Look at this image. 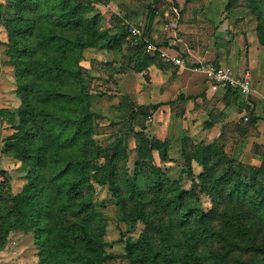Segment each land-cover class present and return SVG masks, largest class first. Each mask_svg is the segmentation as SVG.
<instances>
[{"label": "rangeland", "instance_id": "374dc122", "mask_svg": "<svg viewBox=\"0 0 264 264\" xmlns=\"http://www.w3.org/2000/svg\"><path fill=\"white\" fill-rule=\"evenodd\" d=\"M17 1L0 0V4L14 6L15 13ZM175 2L180 23L188 24V30L195 28L197 37L179 39L183 35L173 26L163 31L159 11L174 7L177 14ZM70 4L75 3L70 0ZM82 4L89 8L81 17L90 24L72 27L56 18L55 0L34 4L23 0L21 12L31 22L29 35L14 38L27 50L19 73L10 63V35L4 20L0 23V111H10L14 125L20 122L17 76L26 80L32 87L29 110L35 120L26 128L43 134L58 157L68 161L72 156L82 162L83 177L88 176L91 185L81 190L80 203H86L85 207L66 209L55 204L58 227L68 232L78 220L85 222L92 244H103L108 254L118 256L104 264H130L126 258L129 247L132 264H198L197 259L205 255L219 258L215 262L212 257L205 264H264V203L258 208L250 205L251 198L259 203L264 195L262 145L251 143L248 137L252 134L245 126L228 134H219L218 128L211 133L208 130L215 126L203 112L197 118L185 115L186 109L172 96L159 103L161 62L156 55L144 53L143 46L127 33L129 25L135 26L153 46L171 44L169 48L179 52L180 43L167 41L176 32L177 40L200 53L211 48L217 26L224 20L230 30L227 37L240 31L264 49V0H92ZM91 29L103 34V42L111 43L109 49L91 46ZM159 31L163 34L160 40ZM145 55H149L147 61ZM179 55L188 57L187 52ZM79 96L89 98L90 121L81 125L75 146L70 141L77 128ZM124 96L143 109V115L126 124L118 120V105ZM15 132L0 114V264H44L35 234L17 228L12 198L26 183L24 160L17 150L3 154ZM123 133L127 146L115 154L113 185L101 187L90 178L91 166L102 162L92 159L93 150L123 138ZM153 140L158 141L155 148ZM47 174L48 183L55 184L49 170ZM183 190L187 192L184 205L195 203L206 214L207 222L198 225L209 233L199 231L193 219L172 228L177 223L175 209L164 203ZM119 199L123 207L117 205ZM192 228L198 233L187 245ZM41 236L45 250L48 243L45 234ZM77 262L59 252L53 264Z\"/></svg>", "mask_w": 264, "mask_h": 264}, {"label": "trees", "instance_id": "16d2710c", "mask_svg": "<svg viewBox=\"0 0 264 264\" xmlns=\"http://www.w3.org/2000/svg\"><path fill=\"white\" fill-rule=\"evenodd\" d=\"M37 1L38 0H31V4L37 3ZM55 1L56 18L64 26L79 27L83 24H85V26L90 24V22H83L81 15L89 8L87 5H83L82 3L89 4L92 0H88L89 2L84 0H73L75 4H70V0ZM22 2L23 0H19L16 4H14L15 7H17V12L15 13L14 6L4 7L0 4V23L4 20V28L10 35V42L8 43L9 54L11 57L10 63L11 65H16L18 73V65L20 62L23 63V59L26 58L27 50L23 45L15 41L14 38L29 35L31 22L28 14L21 12L20 7L22 6ZM2 17H4V19ZM91 34L93 36V40L91 42L92 47L101 45V49H109L111 43L103 42V34H100L93 29H91ZM140 44L144 48V43L140 42ZM148 56L145 55L144 59L146 61L149 59ZM17 82L19 87L16 91V95L21 101V104L18 106L20 122L17 125H14L16 122L13 119L12 113L8 110L0 111V114L6 118L7 124L11 125V127L16 131L11 136V139L14 140L7 142V149L3 150V154L8 155L9 153H14L17 150L24 160L23 177L26 183L12 198L14 211L17 215V228L24 233L35 234L37 245L41 249V259L44 261V264H53L55 259L59 257V252H63L67 257L78 259L76 264H104L112 261L118 256L116 254H108L104 249H102L103 244L98 247L92 244L85 222L78 220L75 224L76 227L68 232H64L62 228L60 229L58 227L60 217L56 212L55 204L60 203L62 208L66 207V209H77V207L81 209L80 207H85L86 203L83 205L80 203L81 190L84 185L88 187H91V185L89 184L88 176L85 178L83 177V169L85 166L82 162L76 158L73 159L74 157L72 156L69 157L68 161H65L64 158L58 157L53 153V148L49 146L47 141H45V136L43 134H40L37 130H32L33 128H30V130L26 128L29 121L35 122L29 110V93L31 92L32 87L26 80L22 82L18 76ZM78 103V106L75 108L77 128L72 140L70 141L71 145L75 146L77 145L75 137L76 135H79L81 125L88 122V120L90 121L88 117L90 105L89 98L87 96H79ZM118 112V120L123 124L134 120L138 115H143V109L139 106H135L126 96L120 99ZM123 129L124 126L120 132H123ZM123 134V138H119L118 140L104 146H96L93 150L92 159L95 161L101 160L102 162L91 166L90 169L93 171V174L90 178L101 187H110L113 185L115 154L123 152L127 146V137L125 133ZM152 143L155 148L158 141L153 140ZM198 156H202L200 151L198 152ZM62 166L63 168L61 169L60 167ZM48 170L52 174V176H50V180L55 182L53 185L48 183ZM256 173L257 170H255L249 177L254 179L253 177ZM204 185L206 186L208 184ZM236 189L237 188L232 189L230 194L234 193ZM113 192L116 193L114 188ZM44 193L47 195V198H44ZM256 193L259 194L257 191ZM184 194H187V192L183 190L172 196V198L164 203L166 208L173 206V209H175L174 216L176 217L175 222L177 223L173 224L172 228L176 229V226H185L188 221L193 219L198 226L199 231L205 230V233H209L205 227H200L198 225L199 223L201 224L207 222L208 219L206 214L197 210L195 208V203L185 206L183 201ZM191 197L194 199L195 195H191ZM250 202L253 203L250 205H254L255 208H258L261 206V203H264V195L259 203H254V199L252 198ZM117 205L123 207V200H117ZM191 231L193 233H191L188 237L186 242L187 245L191 240H194V237L197 235L196 233H198L193 228ZM43 233L45 234V239L48 243L45 250L42 248L43 244L39 241H42L43 238L41 235ZM58 234L59 240L57 239ZM68 236L71 238L69 239ZM214 236L215 234H209L207 237ZM177 247L180 248V245ZM130 250L131 247L127 249L126 258L129 260L130 264H132L134 260L131 257ZM183 256H186V252L184 255L179 257L180 261L183 260ZM212 257L216 258L215 262L219 261V258L217 259L215 255H205L198 258L197 263H208L213 259Z\"/></svg>", "mask_w": 264, "mask_h": 264}, {"label": "crops", "instance_id": "0c3cea01", "mask_svg": "<svg viewBox=\"0 0 264 264\" xmlns=\"http://www.w3.org/2000/svg\"><path fill=\"white\" fill-rule=\"evenodd\" d=\"M186 2L188 3L189 0ZM174 4L177 14L174 7H170L162 12L159 11L161 13L159 17L163 18L164 22L168 19L176 31L181 32L183 36L179 39L197 37L195 28L190 27L189 30L193 29V31L189 32L188 24L180 23V9L178 10L176 2ZM217 28L218 33L214 34L211 48L205 50L203 48L200 53H198L200 50L197 51L193 46H188L190 44L177 40L176 32L173 38H168L167 41L180 43L178 44L180 51H178L187 52L186 59L193 65L197 60H205L227 68L234 74L246 73L250 83L249 96L242 100L230 91L212 93L202 74L178 70L159 63V103L166 102L169 96H172V100L176 99L186 109L185 115L197 118L203 112L202 116L206 118V121L208 119L215 126L208 130L211 133L214 128H218L219 134H228L245 126L246 132L252 134L248 137L251 143L262 145L264 149V49H258L254 45L256 43L244 38L240 31L231 33L227 37L230 30L224 20ZM162 35L159 31V40L163 37ZM192 42L194 45L197 43V41ZM179 52L173 50V53L185 58L179 55ZM244 116L248 117L247 122L242 121Z\"/></svg>", "mask_w": 264, "mask_h": 264}, {"label": "built area", "instance_id": "2783aa9c", "mask_svg": "<svg viewBox=\"0 0 264 264\" xmlns=\"http://www.w3.org/2000/svg\"><path fill=\"white\" fill-rule=\"evenodd\" d=\"M172 26L166 20L163 31H170ZM127 33L135 42H143L145 53L156 55L162 64L175 67L178 70L194 71L202 74L210 92L230 91L242 100H245L249 96L250 83L246 73L234 74L227 68L205 60H197L193 65L188 59L178 56L168 47L161 45L157 47L147 42L142 32L135 26L129 25L127 27ZM243 120L247 122L248 118L244 116Z\"/></svg>", "mask_w": 264, "mask_h": 264}]
</instances>
